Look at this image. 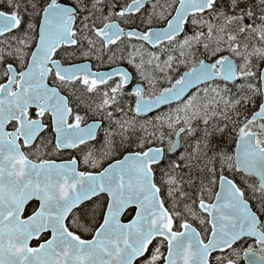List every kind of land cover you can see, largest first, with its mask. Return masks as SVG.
I'll use <instances>...</instances> for the list:
<instances>
[{
    "label": "snow or ice",
    "instance_id": "6c2138e0",
    "mask_svg": "<svg viewBox=\"0 0 264 264\" xmlns=\"http://www.w3.org/2000/svg\"><path fill=\"white\" fill-rule=\"evenodd\" d=\"M0 264H264V0H0Z\"/></svg>",
    "mask_w": 264,
    "mask_h": 264
}]
</instances>
